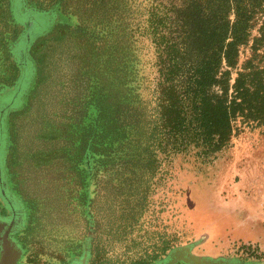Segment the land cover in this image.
Listing matches in <instances>:
<instances>
[{"label": "rangeland", "instance_id": "374dc122", "mask_svg": "<svg viewBox=\"0 0 264 264\" xmlns=\"http://www.w3.org/2000/svg\"><path fill=\"white\" fill-rule=\"evenodd\" d=\"M5 5L0 0V84L7 94L19 67L6 47L19 29L7 21ZM51 20L76 21L67 14ZM54 31L36 41L33 54L41 64H60L59 71L30 83L3 125L0 259L6 234L8 264H154L181 246L205 260L197 264H264V122L237 116L227 145L209 161L186 152L168 160L158 154L152 166L134 170L85 165L72 150L77 139L66 143L84 102L85 37ZM66 47L78 53L70 69ZM239 49L238 63L249 54L247 46ZM93 115L88 106L84 121Z\"/></svg>", "mask_w": 264, "mask_h": 264}, {"label": "trees", "instance_id": "16d2710c", "mask_svg": "<svg viewBox=\"0 0 264 264\" xmlns=\"http://www.w3.org/2000/svg\"><path fill=\"white\" fill-rule=\"evenodd\" d=\"M5 1L7 21L19 29L6 52L19 69L11 93L0 84V151L9 109L21 105L30 83L61 67L33 54L57 28L85 37L84 102L66 140L77 139L72 150L85 165L134 170L158 154L186 152L209 161L227 145L237 116L264 122V0ZM58 14L75 16L74 25L51 20ZM242 46L249 54L238 63ZM64 51L70 69L78 53ZM88 106L94 115L85 122Z\"/></svg>", "mask_w": 264, "mask_h": 264}, {"label": "water", "instance_id": "95a60500", "mask_svg": "<svg viewBox=\"0 0 264 264\" xmlns=\"http://www.w3.org/2000/svg\"><path fill=\"white\" fill-rule=\"evenodd\" d=\"M4 235H6V234H4ZM4 235L2 236L3 252L1 254L0 264H8L10 257H11L10 249L8 247V244H7V241L4 237ZM180 259L185 260V261L192 263V264L193 263L197 264L199 262L201 263V262L205 261L204 259H201V258L191 254L188 251L187 247L181 246L178 250H176L173 253H170L167 256L161 258L160 260H158L154 264H173V263L179 261Z\"/></svg>", "mask_w": 264, "mask_h": 264}]
</instances>
